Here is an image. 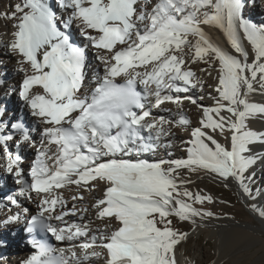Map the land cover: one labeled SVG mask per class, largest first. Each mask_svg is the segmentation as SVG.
<instances>
[{
	"label": "bare ground",
	"instance_id": "obj_1",
	"mask_svg": "<svg viewBox=\"0 0 264 264\" xmlns=\"http://www.w3.org/2000/svg\"><path fill=\"white\" fill-rule=\"evenodd\" d=\"M50 1L38 0L36 16L25 18L14 28L9 26L5 35H0V56L13 68L12 72L0 69L5 76L0 87L11 84L18 90L16 94L6 92L8 95L1 92L7 95L0 99V120L5 124L1 134L20 124L28 127L19 128L16 141L8 140L18 144L15 149L0 135L2 204L13 202L20 216H27L28 211L39 213L61 230L86 224L95 214L106 220L110 217L105 211L115 206L123 227L93 221L96 231L86 234L73 229V233L65 231L67 236L58 237V242L71 245V253H75L67 258L69 264H188L179 252L184 236L144 242L137 237L136 227H129L130 220L153 210L199 216L195 229L214 238L218 227L227 224L225 242L235 248L234 256L239 258V247L253 241L251 264L262 260L261 226L252 220L249 227L233 224L228 218H209L219 207L209 181L219 179L246 192L248 183L242 181L241 174L246 179V172H264V0H59L62 9L52 12L65 18L61 25L54 22L52 12L40 7L44 4L46 9H54ZM195 10L202 17H197ZM236 19L246 25L238 26ZM70 20L75 30L68 24ZM13 21L9 19L7 24ZM187 33L195 34V40L186 37ZM180 43H189L190 52L210 50L214 59L195 57L171 71L166 66L182 60L186 50L172 51V61L163 54ZM63 58H69L71 64ZM204 65L216 68L204 69ZM90 68H94L95 79L86 82ZM199 68L203 69L201 76L196 73ZM162 76L166 83H176L175 88L187 99L182 101L177 98L182 94L157 83ZM115 79L136 81L145 100L150 99V92H157L158 99L152 98L151 104L162 102L161 106L153 109L150 105L149 114L134 127L138 133L135 142L129 139L126 149L110 153L111 146L100 143L95 149L94 144L83 147V159L69 154L66 128L80 129L89 122L86 95ZM196 80L210 86L219 84L211 90L205 88L203 93L209 98L200 102L190 83ZM198 106L202 111L194 115ZM173 112L178 113L181 125L197 129L186 134L189 142L183 144L190 147L189 160L164 153L157 161L156 150L149 145L156 137L171 141L175 136L171 128L162 129L152 122ZM89 141L93 142V137ZM23 154L28 156L25 163L30 164L31 172L22 167ZM11 178L21 189L8 201L1 197ZM87 178L98 180L99 185L94 187ZM79 180L83 183L72 185ZM257 186L264 192L263 186ZM84 189L89 191L87 195L82 194ZM262 192L253 196L252 205L264 210ZM14 211L10 207L0 210V254L5 259L9 251L34 255L18 235L12 236L21 223L16 222ZM258 213L264 216V211ZM4 219L10 221L8 225ZM99 231L105 234L99 235ZM124 232H129L128 236ZM98 244L107 247L110 257L96 260L95 255L77 249V245ZM13 261L24 264L26 258Z\"/></svg>",
	"mask_w": 264,
	"mask_h": 264
},
{
	"label": "rangeland",
	"instance_id": "obj_2",
	"mask_svg": "<svg viewBox=\"0 0 264 264\" xmlns=\"http://www.w3.org/2000/svg\"><path fill=\"white\" fill-rule=\"evenodd\" d=\"M32 1V2H31ZM250 2H252V0H248ZM37 0H0V5L1 3H4V7L0 9V35H5L6 30L8 29V27L12 26L13 28L15 27V25L18 22H22L25 18L30 17V16H36L38 11H37V5H36ZM35 3V4H34ZM50 3L54 6V8H60L62 3H65V0H62V3L58 0H51ZM262 6L261 2H260V7ZM179 12V9H178ZM194 14L197 17H202L201 16V12L199 10H195ZM9 19H14L13 24H7ZM54 22L58 25L62 24L63 19L65 20V18H61L59 17L58 13L53 14V18ZM71 21V20H70ZM68 22V24L75 30L76 28H74L75 26L72 24L73 22ZM15 22V24H14ZM236 23L238 26H244L246 25L244 22H241L239 19H236ZM72 24V25H71ZM5 27L4 29H2L3 27ZM0 36V37H1ZM186 37H188L189 39H191L192 41L195 40L196 35L193 33H187ZM186 44V45H185ZM50 47L47 46V48L45 49V51ZM189 47V43H180L177 46H174L171 48H168L167 53H164V57H168L167 61H172V57L170 56V53L172 51H176L180 48L185 49L186 51L183 54L182 60L180 61H175L173 64L174 65H167L166 68H168L169 70L173 71L174 69H176V67L181 66L182 64L185 65V63L189 60L191 61L192 59H194L195 57H200V58H210V59H214V55L212 53V51L210 50H198L197 52H190L189 50H187V48ZM178 48V49H177ZM12 51V50H11ZM167 55V56H166ZM171 58H170V57ZM0 69H4L5 71L8 72H12L13 69L9 62L6 60H3L4 56H0ZM177 64V65H176ZM204 69H215L216 67L214 65H204L203 67ZM94 68H90L87 72V76H86V82L89 80H94L95 79V72L93 70ZM202 70L203 69H196V73L197 75L201 76L202 75ZM8 72H4V74H9ZM157 74V71H156ZM3 74H0V78L2 77L3 79L0 80L3 81L5 76H2ZM210 74L208 73V76ZM12 82V78L10 79ZM159 83L162 84L163 87L169 88V90H171V84H168L165 82V79L163 77H161L160 80H158ZM191 88L194 91V96H197L198 100L200 102H202L204 100V98H206V100L209 98L206 94H204V89L205 88H209V90L214 89L219 83L218 82H213V84L210 85H205V84H201L199 81H191ZM193 83V84H192ZM13 87V89H12ZM17 88H15V86L11 85V84H6L4 86L0 87V99H4L8 94V92L10 94H12V92H14V94L18 93L16 91ZM8 90V91H7ZM1 92L7 95H1ZM7 92V93H6ZM176 93H178L177 91H175ZM202 95H199V94ZM182 95L179 96V94L177 95V98L180 97V99L186 100L187 96H183L184 93H180ZM158 99V98H157ZM156 99V101H157ZM159 102V101H158ZM161 103L157 104H152L153 109H155V107L161 106ZM187 103V102H184ZM202 108H200V106H198V108L196 109V112L194 113V115H197V112H201ZM24 111H27V108L24 107ZM198 112V113H199ZM173 112V115L169 116V115H162L158 118V120L153 121L152 124H155V122L159 123L158 125L159 128H164V129H168L171 128V130H173L174 133V139L170 140H162L160 139H154V143L150 144L149 146H151L150 148H152L153 150L155 149L156 151L154 152V158L157 160L159 158H163L164 153H168V155L170 156H177L185 158L186 160H189V149L190 147H185L183 144L186 142H189L188 139L189 135L191 134V132L193 131H197L196 128H190L189 126H183L179 123L178 118L176 117V115H178V113ZM177 119V120H176ZM3 125H5L3 123V121L0 120V130L1 128L3 129ZM162 126V127H161ZM35 128L34 131H31V134H33V132H35ZM2 132H0V135L2 136V138H4V135L1 134ZM176 134V135H175ZM188 136H187V135ZM14 141H16V139L13 137ZM32 140H29V143L32 145L31 143ZM6 145L8 147H13L15 149V147L18 146V144H13L11 142H9L8 140L6 141ZM28 156L27 155H22V157L20 158V162L22 164V167L24 168V170H26V172H31V167L30 164H26V160H27ZM159 161V160H157ZM244 174H247V178L244 179L242 177L241 174V178L243 179L242 181H244L247 184V188H246V192H242L239 191L238 189H236L234 187V185L229 184L228 182H222L219 179H215L212 178L209 181V187H210V191L213 192L215 194V196L218 199L219 202V207L216 210H213L214 213H212V216H210L209 218L215 219V220H222L224 218H228L230 220V222H233V224H239V225H243V226H249L251 227L250 223L251 220L253 221L254 225H259L262 227V231L261 234L264 236V216H260L258 211H264L262 209V207H253L252 205V201H253V196H255V194L257 192H262L258 190V186H263L264 187V172L263 171H258V173L256 172H249V174L246 172ZM250 178H258L255 179L254 181H250ZM14 179V178H13ZM12 178L9 179L8 185L9 188L12 189V191L18 192L20 187L18 186V184L15 182H17L16 180H13ZM88 183H94V187H96L97 185H99V181L98 180H91L90 178H87ZM97 181V183H96ZM257 181V183H255ZM76 183H83L80 182V180L78 182L72 183L76 184ZM70 185L66 184V186ZM65 186V185H64ZM93 186V185H92ZM89 192L87 189H84L82 191L83 195H87ZM264 193V192H262ZM3 198V197H1ZM4 199V198H3ZM9 201V199H8ZM259 203H262L260 200H258ZM0 206H8L11 207L13 209H17L16 207H14L13 203L10 201V203H6ZM80 210L83 211H87V209L83 208V207H79ZM78 209V210H79ZM77 210V209H75ZM258 210V211H257ZM255 212V213H254ZM199 219V216H193L189 213H178L174 210H170L169 212H165V211H161V210H153V211H147L145 213V215H141V218L138 220H130L129 221V227H133L135 226L136 229L138 230V239L140 241H144V242H149V241H168L169 239H174L176 237L179 236H184V239H182L179 242V252L182 253V257L184 262H187L188 264H251V258L249 257V253L251 251H253L255 249V245L256 243H253V241L251 242H247L244 245H241L238 249L241 250V253L239 255V258H236L235 255V248L230 247L229 245H227V243L225 242V235L227 234V232L225 231V229L227 228V226L229 227V225L225 224L223 226H219L218 228V232L214 237H210V235H208L206 232L201 231L199 229H195L197 228V221ZM231 218L237 220V221H233ZM132 219V218H131ZM22 221L21 216L17 217L16 222ZM93 221H97L98 224L100 225H110L109 227H114L113 224L117 225V226H121L122 225V221L120 220L119 217H112V218H108L106 220H102L97 214H95V218L91 219L90 221H88V223H83L80 224V226H69L70 228H67L66 226H64V231H66L67 234H71L73 233V229L75 232H82V233H86L88 234L90 231H92L93 229L96 231V229L93 227ZM105 223V224H104ZM0 224H1V218H0ZM211 224L213 225H217L218 223L216 222H211ZM22 225V223H21ZM137 225V226H136ZM92 226V227H91ZM1 227V225H0ZM80 227V228H79ZM223 227V228H222ZM66 228V230H65ZM115 228V227H114ZM222 228V229H221ZM82 229V230H81ZM91 229V230H90ZM86 230V231H85ZM93 230V231H94ZM119 231V229H116ZM85 231V232H84ZM199 231V232H198ZM125 233V232H124ZM221 233V234H220ZM77 234V233H76ZM97 234V233H96ZM99 235L105 234L104 231H99L98 232ZM126 235L129 234V232L125 233ZM128 236V235H127ZM84 238L86 239V235L84 236ZM142 238V239H141ZM80 239V238H79ZM200 240V243H197V240ZM84 241V240H83ZM100 243V242H98ZM253 243V244H252ZM79 248L83 249L84 252L91 254V255H95L97 258L102 259L104 256H106V254L108 253L106 251V249L104 248V246H102V244L98 245V246H88V247H79V245H77V249L79 250ZM232 248V249H231ZM77 250V251H78ZM247 251V252H246ZM185 252V253H184ZM72 255H75V253H69ZM206 256H205V255ZM263 252H259V255H262ZM208 255H211L208 257ZM222 255V256H221ZM257 256V255H255ZM185 258V259H184ZM241 258V259H240ZM200 259V261H199ZM209 259V260H208ZM4 260V259H3ZM218 260V262H216ZM238 262H235V261ZM2 261V259H1ZM0 264H5V262L3 261V263ZM220 261V262H219ZM183 264V263H182ZM256 264H264V258L260 261H258Z\"/></svg>",
	"mask_w": 264,
	"mask_h": 264
}]
</instances>
